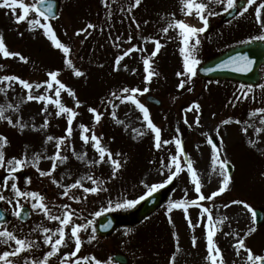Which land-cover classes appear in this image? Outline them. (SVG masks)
<instances>
[{
    "label": "rangeland",
    "instance_id": "rangeland-1",
    "mask_svg": "<svg viewBox=\"0 0 264 264\" xmlns=\"http://www.w3.org/2000/svg\"><path fill=\"white\" fill-rule=\"evenodd\" d=\"M59 1L60 18L54 20L55 22L53 21L54 30L61 42L71 47L72 51L69 54V58L86 75L84 77L74 76L73 71L65 64L64 54L52 45L46 36L43 35L42 30L29 31L26 23L17 24L14 22L13 15L8 9H0V33L3 34L9 50L19 52L27 57L28 61L38 63L32 64V68L24 72L25 63H21L18 57L4 58L2 53H0V64L5 66L0 69V76L16 75L21 77L20 75H26L23 79L35 84L49 79L41 72L43 65L48 66L50 63L52 64L50 68L58 67V69L52 70L61 71L59 79L73 88L77 93V97L83 102L82 107L77 109L80 115L73 124L74 132L71 144L77 152L87 151L88 159H98V154L95 153L91 146L83 145L80 140L81 130L78 125L84 123L91 127L93 124L92 114L87 111L88 107H85V102L90 100L92 105L102 112L106 105L102 104L101 101L110 98L112 91L119 92L123 87H140L142 89L145 86L144 77L146 75L142 57H147L154 50V44L148 43L145 45L140 40V37L152 36L161 38L160 29L167 26L169 20L173 19V13H175V19H182L183 16L185 21L187 18H191L198 23L199 21L196 14L186 16L181 11L182 4L180 0H142L141 6L134 10L133 13L137 21L141 23L142 27L139 31L135 29L134 25L131 29L128 27L131 21L122 17L116 10V5L113 6L114 17L111 22L114 27L109 29L105 22V9L100 0ZM26 2L31 3L33 0H26ZM259 2L260 0H257V3ZM212 7L221 14L210 18L212 25L210 30L206 32L208 35L204 33L202 36V43L197 54L201 62L233 44L251 40L254 36L264 34V29L261 28L255 18L254 8L256 5L249 8V11L243 17L238 12L234 19L221 23V26L219 23L222 22V17L225 13L223 6L213 5ZM20 11V9H17V14ZM122 19L123 22H121ZM144 20H148L149 23L145 25L143 23ZM261 21L264 22V10H262ZM88 22L98 26L103 24L106 31L104 33L93 32V35L81 44L80 41L84 37L76 36L75 32L84 28ZM217 26L220 27L219 30ZM109 31L112 33V39L119 34H123L126 39L129 32H131L134 37L132 43L146 48L147 51L131 53L130 56L125 57L121 61L120 70L115 71V58L122 54L123 50L130 47V45L124 44L121 49L114 48L108 38ZM21 32L23 36L20 35ZM65 32L67 33L66 35ZM161 42L166 46L154 58L153 63L155 70L160 73V76L154 77L150 85V92L140 97V99L149 108L154 123L161 127L162 138H172L176 135V127L181 128L185 152L195 161L194 167L197 169L202 183V191L205 195L216 191L222 178L213 171L211 146L207 144V137L203 133H208V135L212 136L214 141L217 142L218 148L222 152L227 153L226 159L231 160L232 164L235 165L232 173L233 181L229 190L215 198V200L202 201L201 204L211 208L214 218L228 217L223 225L217 224L214 226L218 229L214 240L221 248L225 264H243L241 257L245 253L242 251L241 257H237L233 247L236 238L231 235L225 236L224 232L235 231L244 236L248 228L252 226L251 214L242 204H234L227 208L223 207V205L231 204L233 200H242L250 204L254 209L257 207L264 208V124H261L264 113H260L255 117L250 115L255 109L264 107V91L259 89L258 86L253 87L255 91L250 94L248 100L236 102L233 93L239 95L237 89L241 86L240 84L224 81L216 83L202 80L198 76L194 78L191 85H186L185 89H178L176 86L179 83V78L176 76V72L182 70L183 59L179 52L180 41L162 38ZM124 65L128 66L127 70L124 69ZM133 69L136 70L135 73ZM261 74L260 84L264 83V66L261 67ZM187 87H192L193 91L188 92ZM0 88H6L5 93H0V105H7L8 103L19 105L18 112L12 110L6 112V115L11 116L14 122L17 119H21L22 122L35 124L37 127L43 123L46 115L42 113L43 105L36 101H27V90L23 89L18 83H13L11 88H7L5 84H0ZM32 91L34 95H38L43 94L44 89L37 90L34 88ZM150 94L162 101L161 106H154L145 99ZM253 95L255 100L251 98ZM173 97H178V99L174 101ZM62 99L67 106L74 107V101L66 93H62ZM229 101L236 103V106L233 107ZM196 102L201 105L199 126L195 124V116L198 114L195 110L185 113V109ZM116 103H119V101H116ZM49 110L52 111V106H49ZM105 114L124 138L120 144L121 147L118 148L115 143L107 140L102 127L103 120L101 124L96 126L95 131L97 135L103 136V144L110 147L113 153L121 152L125 154L122 159L126 158L128 161L118 178L111 181L109 185L110 191L111 189L113 191L116 190L114 194L121 192L116 195V198H119L121 194L130 199L136 198L138 195L143 194L144 191L141 181L151 184L160 182L164 178L158 172L159 159L161 156H165L167 163L168 150L175 154V147L174 145H169L166 149L157 152L153 147V134L151 132L134 139L133 137L136 136V133L132 129L139 128L144 131L145 124L141 119L142 114L130 103L120 105L117 109V117L125 122L123 125H117L108 112H105ZM185 115H187L189 123L192 124L191 128L183 123ZM229 118L233 121L232 123L228 125L221 123ZM236 120L241 123H235ZM245 121H247V125H254V127H249L246 134L242 131V128L247 126ZM4 123L7 124L6 121H0V125ZM217 127L220 128L223 144L219 143V137L215 135ZM12 128L19 132L18 128ZM65 129L66 119L63 117L50 118V124L46 131H34L31 128L25 129L22 135L25 136L26 140L31 141V143L25 144L28 146L29 157L32 156L33 152H44L45 149L47 155H53L55 152L54 144H44L46 135L60 137L65 134ZM257 129L262 130L257 132ZM31 135L37 136L30 138ZM249 140L256 143L249 144ZM25 145H22L21 154ZM197 145H199V148H197ZM67 154L70 156L68 164L58 167L56 173H54L57 178L64 177L63 182L65 184L72 183L80 175H84L89 171L96 176L105 177L104 179H107L110 175L111 167L107 164L88 169L83 163L75 160L71 153ZM11 157L7 156L6 153V158L10 159ZM50 166L51 161L41 159V169L48 170ZM2 174L3 170H0V175ZM18 175H20L22 185L25 175L32 176L33 183L30 186V190L42 191V193L46 194L49 201L61 202L56 196V193L60 190L50 185L47 178H39L38 173L33 168H26ZM85 184L90 186V182H85ZM185 189H187V199H195L197 197L198 194L195 193L194 185L191 184L190 176L186 171L173 181L169 199L138 227L137 233H141L145 237L141 245L135 247V240L130 242L127 239L124 244L122 242L125 237L123 232L127 227H121L114 234L107 236L106 239L99 238L96 233L97 240L92 244L85 243L78 256L95 255L100 259H111V254L116 250L115 248H119L128 253L131 259L135 261V258H139L142 249L145 254V248L146 250L149 249V254L154 256L155 264H172L171 258L173 256H175L174 264H208L205 259L207 255L204 223L206 214L202 217V209L193 206L188 210L187 216L192 220L193 225L199 222V227H196L195 230L189 227L182 209H173L170 214L172 223H169L167 205L170 200L185 198ZM74 191L76 194H80L79 191ZM106 195L108 194H102L101 197H90L87 202L86 215L105 206L106 201L102 200ZM97 200L98 205L94 206V204H91ZM63 202L73 203V207H81L72 201H67V198H64ZM0 204L4 210L11 207L4 202H0ZM123 211L129 210H118L111 213H121ZM8 212L11 213L10 211ZM89 218L92 217L89 215ZM42 221L43 217L41 215L33 213L26 223L20 222L13 216L5 224L9 230L23 237ZM21 223L24 225H20ZM43 223L44 226L52 227L55 222L43 221ZM21 229L23 230L21 231ZM89 234L90 230L89 233H82V239L86 240ZM155 235L158 237L154 242L156 245L153 243V245L149 244L146 246L147 237L149 241H152ZM193 235L197 240L196 247L192 246ZM29 238L42 241L43 235L35 233ZM165 242H167L166 246H164ZM122 243L123 246H121ZM177 245L179 246V251H177ZM246 245L251 247L256 254H264V225L260 228L257 227V231L246 239ZM2 250H8L7 246L0 245V251ZM46 250H48V246L42 245L39 250L34 252V256L41 257V254ZM73 250L74 244L62 248V253ZM50 264H59V261L56 257H53Z\"/></svg>",
    "mask_w": 264,
    "mask_h": 264
},
{
    "label": "snow or ice",
    "instance_id": "snow-or-ice-1",
    "mask_svg": "<svg viewBox=\"0 0 264 264\" xmlns=\"http://www.w3.org/2000/svg\"><path fill=\"white\" fill-rule=\"evenodd\" d=\"M180 2L182 4L181 11L184 12L186 16H191L193 11H195L201 26L187 23L184 19H175V13H173V19L169 20L167 26L160 29V33L162 34L161 38L141 36L140 40L143 44H154V50L147 57H142L144 71L146 73L144 77L145 86L142 89L140 87H123L119 92L112 91L110 93V98L101 101L102 104L106 105L104 112H101L96 107L89 106L87 108V111L92 114V126L89 127L84 123L78 125L81 130L80 140L83 142V145L91 146L95 153L98 154V159H88L87 151L77 152L71 144L74 132L73 124L80 115L77 109L82 107L83 102L77 97V93L73 88L59 79L61 76L60 70L48 71L46 75L49 79L35 84L16 75L0 76V84H5L7 88H11L13 83H18L23 89L27 90L26 100L29 102L36 101L41 103L43 105L42 113L46 114L43 123L39 127L35 124L24 123L21 119H17V121L14 122L11 116L6 115V112L8 110L18 112L19 105L8 103L7 105H0V121H6L8 125L18 128L20 134H23L25 129L28 128L34 131H46L50 124V118L52 117H63L66 119L64 135L60 137L46 135L44 140L45 145L49 143L54 144L55 152L53 155H47L45 149L44 152H33L32 156L29 157L28 146L25 145L19 157L12 156L10 159L6 158L5 150L10 145V141L6 135L0 134V170H3V174L0 175V202H4L11 206L10 209H6L5 211H10L11 215L18 218L21 222L30 217L33 213L41 215L43 221L55 222L54 226L49 227L44 226L42 221L23 237L9 230L6 224H0V245L7 246L8 249L0 251V264H50L53 257L57 258L59 264H113L110 258L102 260L95 255L78 256L85 243L92 244L97 240V218L102 216L106 218L107 213L118 210L135 209L142 202L152 198L155 193L164 189L167 185L172 184L173 181L185 171L189 174L190 182L194 185V191L198 195L195 199H187V189H185V198L174 201L170 200L167 205L169 223H172L170 214L173 209H182L189 227L195 230L196 227H199V222L193 225L187 213L189 208L193 206L202 209V217L206 214V221L204 223L206 228L207 255L205 259L208 261V264H225L221 248L214 240L218 231L214 226L217 224L223 225L228 217L221 216L214 218L211 208L203 206L201 202L213 201L229 190L233 181L230 168H234L235 165L232 164L231 160L226 159L227 153L222 152L221 149L218 148L217 142L214 141L213 137L208 135V133H203V135L207 137V144L211 146L213 171L222 178L218 189L211 192L209 195H205L202 191V183L197 169L194 167L195 161L185 152L181 128L176 127V135L172 138H162L161 127L154 123L149 108L141 101L140 97L150 92V85L154 77L160 76V73L155 70L153 63L154 58L161 52V49L166 46L161 42L162 38L169 40L176 39L179 40L181 44L179 52L183 58L182 70L176 72V76L179 78V83L176 87L178 89H185L186 85H191L194 78L198 75V66L201 64V60L198 58L197 54L202 43V36L210 27V18L221 14L215 11L212 6L222 5L223 11L228 12L229 10L238 8V0H180ZM100 3L105 9V22L109 29L114 27L111 23L114 17V5L117 6L116 10L122 17L131 21L128 25L130 29L133 25L137 31L141 29V23L137 21L133 13L134 10L141 6L142 0H123V2H121V0H100ZM253 5H256L254 8L256 21L260 24L261 28L264 29V22L261 21L262 10H264V0H260L259 3H257V0H244V6L242 11L239 12V15L243 17ZM0 9H8L13 15L14 22L17 24L26 23L29 31L42 30L43 35L46 36L52 45L64 54L65 64L73 71L74 76L84 77L86 75V73L77 67L73 63V60L69 58V54L72 51L71 47L61 42L54 30L53 21L60 18L57 14L56 0H33L31 3L26 2V0H0ZM17 9L21 10L19 14H17ZM121 22H123V19ZM143 23L147 25L149 21L144 20ZM170 30L177 31L178 34L176 36H169ZM96 31L104 33L106 29L103 24L98 26L97 24L88 22L84 28L78 29L75 35L84 37V39L80 41V43L83 44L84 41ZM66 34L65 32V35ZM20 35L23 36V33L21 32ZM108 38L111 45L116 49L123 48L124 44L130 45V47L123 50L122 54L115 58V71L120 70L121 61H123L125 57L130 56L131 53L147 51L146 48L132 43L134 37L131 32H129L126 39L123 34L116 35L115 38L112 39V33L109 31ZM252 41H264V34L254 36L251 40L245 41V43H250ZM0 53H2L4 58L18 57L20 61L25 63L28 62V58L24 55L9 50L2 33H0ZM254 63L255 61L248 55L238 54L220 63L217 65V68H231L236 72H249L252 70ZM4 67L3 64H0V69ZM101 67H103V65H101ZM127 67V65H124L125 70H127ZM215 70L214 68L204 69L205 72H212ZM135 71L136 70L133 69L134 73ZM216 83H219V81H216ZM258 87L264 91V83L259 84ZM34 88L37 90L44 89L43 94L34 95L32 91ZM187 91L192 92L193 88L187 87ZM254 91L255 89L252 85H241L237 89L239 95L233 93V96L236 102H240L242 100H248L250 94L254 93ZM5 92L6 88H0V93ZM62 93H66L72 98L74 107L67 106L66 103L63 102ZM251 98L255 100L254 95ZM176 99H178V97H173L174 101ZM116 101H119V103H116ZM128 103L133 105L142 114L141 119L145 124L144 131H141L139 128L132 129V131L136 133V136L133 138L136 139L151 132L153 134V147L157 152L166 149L169 145H174L175 154H173L171 150H168L167 163L165 156L160 157L158 172L160 176L164 178L160 182L151 184L141 181L144 189L143 194L132 199L123 194L117 199H113L110 195H106L104 196L106 205L86 215L89 198L101 197L102 194H109V185L111 181L118 178L124 165L128 162L126 158L122 159L125 154L121 152L113 153L110 147L102 143L103 136L97 135L95 128L97 125L101 124L105 112L109 113L117 125H123L125 122L117 117V109L120 105ZM229 103L232 104L233 107L236 106V103L233 101H229ZM49 106H52V111L49 110ZM193 110L198 113L195 116V124L199 126L201 105L198 102L193 103L189 108L185 109V113L187 114ZM260 113H264V107L255 109L250 115L255 117ZM165 119H167V117H165ZM232 122L231 118H229L223 120L221 123L228 125ZM183 123L189 128L192 127V124H190L187 119V115H185ZM235 123L239 124L241 122L236 120ZM245 124L247 125V121H245ZM261 124H264V118L261 119ZM249 127H254V125L245 126L242 128V131L246 134ZM125 130H127V128H125ZM261 130L262 129H257V132ZM215 135L219 137V143L223 144V137L220 136L219 127L215 129ZM248 143L254 144L256 142L249 140ZM197 148H199V145H197ZM67 153H71L75 160L83 163L88 169L97 168L104 164L109 165L111 167L110 175L107 179H104L89 171L84 175H80L79 178L75 179L72 183L65 184L63 182L64 177L57 178L54 173H56L58 167L68 164L70 156ZM41 159L51 161V166L48 170L41 169ZM29 167L33 168L35 172L38 173L39 178H47L50 185L60 190L56 193L57 199L61 201L60 203H57L55 200L49 201L46 194L42 193V191L30 190V186L33 183L32 176L25 175L23 178V185L21 184V178L18 173H22ZM66 175H68V173H66ZM85 182H90V186H86ZM74 190L79 191L80 194H76ZM64 198H67V201H72L81 207H73V203L63 202ZM234 204H242L244 208L247 209L251 214L252 226L248 228L244 236H241L235 231L224 232V235H231L236 238V242L233 244L235 255L241 257L242 251L245 253V255L241 257L243 264H264V254H256L251 247L246 245V239L257 231L256 224L258 212L250 204L242 200H233L231 204H225L223 207L227 208ZM25 205L29 207L26 208ZM89 215L92 218H89ZM0 220H4L3 212H0ZM112 224L113 221L107 219V222L101 224L100 227L104 230H108L112 227ZM22 230L23 229H21V231ZM89 230L90 234L87 236V239H82L81 234L89 233ZM133 231L132 228H126L123 235L128 237L132 235ZM35 233H41L43 235L42 241L29 238ZM196 243V237L193 235L192 246L196 247ZM72 244H74L73 251L62 253V248L69 247ZM42 245L48 246V250L44 251L41 257H35L34 252L39 250ZM177 251H179L178 245ZM171 261L172 264H174L175 256L171 258Z\"/></svg>",
    "mask_w": 264,
    "mask_h": 264
},
{
    "label": "water",
    "instance_id": "water-1",
    "mask_svg": "<svg viewBox=\"0 0 264 264\" xmlns=\"http://www.w3.org/2000/svg\"><path fill=\"white\" fill-rule=\"evenodd\" d=\"M234 12L235 11L228 13L226 16L231 17L234 14ZM238 54H246L255 61L251 71L236 72L231 68L228 69L217 68V65L228 60L230 57L236 56ZM262 64H264V41H252L250 43H245L236 46L234 48H231L207 60L206 62L200 64L198 66V76L205 79H227V80H234L242 83L255 85L260 82L261 76H260L259 68ZM205 68H214L216 70L212 72H205L204 71ZM147 100L151 101L155 105L161 104V102L157 98L151 95L147 97ZM170 188L171 186H167L164 189H161L160 191L155 193L154 196L150 198L148 201L142 202L133 212L122 214L119 216L106 215V218L104 216L101 217L98 221L99 232L102 234L109 233L120 224L132 223L141 220L142 218L147 216L150 212L155 210L160 204H162L167 199ZM257 212H258L257 225H261L264 222V211L262 209H257ZM107 219H111L113 221V224L110 229L104 230L102 227H100V225L106 223ZM4 220H0V222H3ZM120 258L122 259L123 262H125V258L122 257Z\"/></svg>",
    "mask_w": 264,
    "mask_h": 264
},
{
    "label": "trees",
    "instance_id": "trees-1",
    "mask_svg": "<svg viewBox=\"0 0 264 264\" xmlns=\"http://www.w3.org/2000/svg\"><path fill=\"white\" fill-rule=\"evenodd\" d=\"M115 133L118 135V132L115 130ZM11 136L13 137V133H11ZM11 137V139L13 140V138Z\"/></svg>",
    "mask_w": 264,
    "mask_h": 264
},
{
    "label": "bare ground",
    "instance_id": "bare-ground-1",
    "mask_svg": "<svg viewBox=\"0 0 264 264\" xmlns=\"http://www.w3.org/2000/svg\"><path fill=\"white\" fill-rule=\"evenodd\" d=\"M188 21H189V20H188ZM193 24H195L196 26H199L198 23H193Z\"/></svg>",
    "mask_w": 264,
    "mask_h": 264
},
{
    "label": "flooded vegetation",
    "instance_id": "flooded-vegetation-1",
    "mask_svg": "<svg viewBox=\"0 0 264 264\" xmlns=\"http://www.w3.org/2000/svg\"><path fill=\"white\" fill-rule=\"evenodd\" d=\"M102 260H105V259H102Z\"/></svg>",
    "mask_w": 264,
    "mask_h": 264
}]
</instances>
